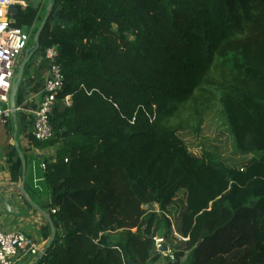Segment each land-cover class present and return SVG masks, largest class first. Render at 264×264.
Listing matches in <instances>:
<instances>
[{
    "label": "trees",
    "instance_id": "obj_1",
    "mask_svg": "<svg viewBox=\"0 0 264 264\" xmlns=\"http://www.w3.org/2000/svg\"><path fill=\"white\" fill-rule=\"evenodd\" d=\"M48 4L17 5L13 25L31 33L27 51ZM50 47L65 77L53 138L34 140L32 117L16 113L17 140L57 147L36 190L49 195L48 204L35 203L56 228L38 264L159 263L154 238L175 233L169 209L180 192L176 230L185 248L169 264H264V0H54L17 108L29 109L27 96L42 87ZM186 109L187 124L170 126ZM214 116L230 153L202 142L201 156L192 154L180 132L200 138ZM6 128L17 184L23 166L12 118ZM40 234L46 243L47 221Z\"/></svg>",
    "mask_w": 264,
    "mask_h": 264
},
{
    "label": "built area",
    "instance_id": "obj_2",
    "mask_svg": "<svg viewBox=\"0 0 264 264\" xmlns=\"http://www.w3.org/2000/svg\"><path fill=\"white\" fill-rule=\"evenodd\" d=\"M25 5L19 0H0V123L6 125L11 118L10 94L13 87L23 54L27 51L30 34L21 28L14 27L12 5ZM58 47L46 50L45 60L48 62L49 72L41 92V99L35 109L24 106L17 108L32 117L31 134L39 142L50 141L54 136L51 119L64 89L65 77L59 64ZM28 102V101H27ZM66 107H72L71 96L63 99ZM46 170V163L41 165ZM56 209L52 210L55 214ZM162 236L154 238L155 251L170 259H174L171 252L163 249ZM42 244L35 238L29 237L20 231L5 232L0 229V264H17L19 258H31L35 262L42 252Z\"/></svg>",
    "mask_w": 264,
    "mask_h": 264
},
{
    "label": "crops",
    "instance_id": "obj_3",
    "mask_svg": "<svg viewBox=\"0 0 264 264\" xmlns=\"http://www.w3.org/2000/svg\"><path fill=\"white\" fill-rule=\"evenodd\" d=\"M19 1L24 2L25 5L22 4L23 7H26L29 3L35 6H41L43 3L41 0ZM40 64L36 65V68H39L41 66ZM43 64H45V66L41 71V78L43 79L41 85L42 87H40L36 92L30 93L26 98L30 105V109H35L40 102L41 92L44 87L45 80L48 76V62L45 61ZM36 83H39V79L38 82L36 81ZM7 141L8 131L6 128L3 140H0V229L5 232L20 231L29 237L37 239L42 244V248L44 249L45 241L42 239L40 230L45 225L46 220L35 213L29 205H26L27 203H25V200L19 191V187L22 181L17 184L11 181L7 159L5 156V145ZM17 142L19 143V147H21L22 150H27L28 166L26 172V181L27 189L30 193L28 194L31 198L33 197L32 200H35L34 202H36L37 204H48L49 195L46 193H38L36 192V190H42L41 183L44 180V170L42 169L41 165L47 160H54L57 147H49L46 149L36 148L32 144H30V142L24 136H22L20 141L18 139ZM47 212L49 213L48 210ZM26 263L34 264V261L33 259L27 257L19 258L17 260V264Z\"/></svg>",
    "mask_w": 264,
    "mask_h": 264
},
{
    "label": "rangeland",
    "instance_id": "obj_4",
    "mask_svg": "<svg viewBox=\"0 0 264 264\" xmlns=\"http://www.w3.org/2000/svg\"><path fill=\"white\" fill-rule=\"evenodd\" d=\"M41 1L43 2L41 6H42V9L44 10L46 4L52 0H45V1L41 0ZM29 34L31 37V33H29ZM24 57H25V54H23L20 63L23 61ZM211 112H213V111H211ZM189 114H190L189 109L183 110L180 114H178L177 117L172 119V121L170 122V126L186 125L187 121L190 120ZM212 115H215V114L212 113ZM218 118L219 117L214 116V118L208 117L206 119V123L202 129V133L200 135V138L195 137L191 133V129L184 130V131L180 132L185 137L187 143L191 147V153L192 154H194L196 156H201V149L196 147V146L202 142L207 143V145L219 147L222 153H225V154L230 153L231 144L229 142V137L226 134H221L222 131H225L224 130L225 127L223 129V123L221 121H219L220 118L219 119ZM6 125H3L0 123V140H3V138L5 136ZM21 138H22V136L19 138V141L21 140ZM14 141L16 142L17 139L14 138ZM185 202H186V195L184 192H180L179 195L176 197L173 206H171L169 209L170 219L174 224L175 233L173 235H170L168 237V239H166V238L163 239V241H164L163 242V249L164 248L167 249L166 252H171L172 255H174L175 248H179V249L185 248V244H183L184 239L181 237L180 234H178V232L176 230L177 226L180 227V217L185 210ZM25 203H27V202L25 201ZM26 205H29V204L27 203ZM155 209L157 210L158 207L155 206ZM33 211L35 213H37L34 209H33ZM168 259L169 258H166V257L161 255V260L157 264H169ZM26 264H29V263H26Z\"/></svg>",
    "mask_w": 264,
    "mask_h": 264
},
{
    "label": "water",
    "instance_id": "obj_5",
    "mask_svg": "<svg viewBox=\"0 0 264 264\" xmlns=\"http://www.w3.org/2000/svg\"><path fill=\"white\" fill-rule=\"evenodd\" d=\"M53 8H54V0L49 2L48 7H47V11H46V15H45V17H44V19L42 21V24H41L40 28L38 29V31H37V33H36V35L34 37V40H33L34 50L33 51H30V50L26 51L25 57H24L23 61L21 62L20 66H19V69H18L16 78H15V81H14L13 87L11 89L9 108H10V112H11V117H12L13 122H14V134H15L14 137L15 138L17 137V134H18V123H17V116H16V113H17V107H16L17 93L19 91L21 82L23 80L26 66L28 65V63H29L30 59L32 58L34 52L40 48V38H41V35H42V33H43V31H44L49 19L53 15ZM17 12H18V6L16 4L12 5L11 6V13L12 14H16ZM54 17L57 18L58 17V13H56L54 15ZM15 146L17 148V151L19 153V156H20L21 161H22V166H23V179H22V183H21V185L19 187V191H20L22 197L24 198V200L43 219H45L48 222V224L50 226V229H51V235H50L49 240L46 242L44 249L42 250V252L38 256L37 260L34 262V264H38L39 261H41L45 257V255L49 251L51 245L54 243L55 238H56V228H55V225H54L53 220L51 218V215L47 211H45L42 208H40L32 200V198L29 196V194L27 193V191L25 189L27 162H26V159L24 157L23 152L21 151V149L19 147V143L17 141L15 142ZM166 250L167 249L164 248V251H166Z\"/></svg>",
    "mask_w": 264,
    "mask_h": 264
},
{
    "label": "clouds",
    "instance_id": "obj_6",
    "mask_svg": "<svg viewBox=\"0 0 264 264\" xmlns=\"http://www.w3.org/2000/svg\"><path fill=\"white\" fill-rule=\"evenodd\" d=\"M0 15H2V13H0Z\"/></svg>",
    "mask_w": 264,
    "mask_h": 264
}]
</instances>
